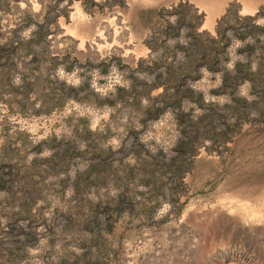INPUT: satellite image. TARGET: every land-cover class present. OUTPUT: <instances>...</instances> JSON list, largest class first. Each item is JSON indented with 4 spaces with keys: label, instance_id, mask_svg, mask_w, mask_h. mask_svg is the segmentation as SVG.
Instances as JSON below:
<instances>
[{
    "label": "rangeland",
    "instance_id": "rangeland-1",
    "mask_svg": "<svg viewBox=\"0 0 264 264\" xmlns=\"http://www.w3.org/2000/svg\"><path fill=\"white\" fill-rule=\"evenodd\" d=\"M0 264H264V0H0Z\"/></svg>",
    "mask_w": 264,
    "mask_h": 264
}]
</instances>
